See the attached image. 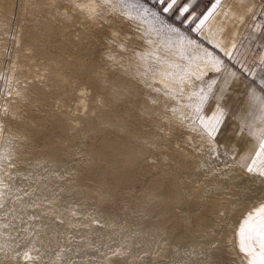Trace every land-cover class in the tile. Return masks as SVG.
Returning a JSON list of instances; mask_svg holds the SVG:
<instances>
[{
    "label": "bare ground",
    "instance_id": "bare-ground-1",
    "mask_svg": "<svg viewBox=\"0 0 264 264\" xmlns=\"http://www.w3.org/2000/svg\"><path fill=\"white\" fill-rule=\"evenodd\" d=\"M85 3L0 0V264H248L264 177L184 112L223 66Z\"/></svg>",
    "mask_w": 264,
    "mask_h": 264
},
{
    "label": "crops",
    "instance_id": "crops-1",
    "mask_svg": "<svg viewBox=\"0 0 264 264\" xmlns=\"http://www.w3.org/2000/svg\"><path fill=\"white\" fill-rule=\"evenodd\" d=\"M145 1L169 20L204 39L223 57V69L197 119L199 123L200 116L207 119L218 108L222 109L223 121L213 139L228 150L235 146L233 156L240 163H246L245 158L256 144L250 132L264 127L260 110L261 101L264 100V19L258 18V14L264 9V0H219L218 5L217 0H195L190 14L183 16L179 10L189 0H178L170 12L163 11L166 5L159 0ZM213 5H216L214 10ZM209 12L212 15L201 26L200 21ZM256 99L260 102H256ZM263 203L253 205L241 216L237 238L243 219ZM243 254L249 260L244 252Z\"/></svg>",
    "mask_w": 264,
    "mask_h": 264
},
{
    "label": "snow or ice",
    "instance_id": "snow-or-ice-1",
    "mask_svg": "<svg viewBox=\"0 0 264 264\" xmlns=\"http://www.w3.org/2000/svg\"><path fill=\"white\" fill-rule=\"evenodd\" d=\"M161 4L166 6L163 8L164 12H170L175 8L178 3V0H159ZM195 0H189L182 8H180V14H190V9ZM94 4L95 0H86V3L81 8L82 11L93 12L94 9L89 7V4ZM100 4L105 6L109 11L117 12L123 11V14L130 19L135 17L132 15V12L135 11L139 14H148L149 9L139 4L138 0L136 2L130 3L129 0H100ZM219 0H217V5ZM216 5H213V10ZM99 15V13H95ZM153 17H158L157 13H151ZM212 15V12H209L208 16H205L203 20L200 21L202 26L204 22ZM170 27V26H169ZM173 32H178L176 28H170ZM199 31V27L197 28ZM217 64L219 61L216 62ZM213 67H216L214 64ZM216 70H219L218 68ZM162 75H167V73H162ZM185 76L191 77L195 76V73L191 72L190 69L185 70ZM184 76L181 77V82L184 80ZM201 76H196V79H200ZM183 91V89H181ZM202 91V90H201ZM207 99L206 96L200 97V106L197 107V112L200 111L203 103ZM261 120L264 121V100L261 101ZM175 111V109H173ZM223 110L217 109V112L214 113L211 117L205 119L203 116L199 117V123L202 127L204 133L207 134L209 138H213L219 130V126L223 121ZM192 131H196L195 128ZM256 144L253 145V151L245 158L246 163L242 164L246 168L248 173L256 174L261 177H264V127L251 131ZM215 247V245H212ZM239 248L244 252L248 257V264H264V204L259 205L252 212H250L247 217L244 219L243 223L239 228ZM24 257L26 260H32L33 257L29 253H25Z\"/></svg>",
    "mask_w": 264,
    "mask_h": 264
},
{
    "label": "rangeland",
    "instance_id": "rangeland-1",
    "mask_svg": "<svg viewBox=\"0 0 264 264\" xmlns=\"http://www.w3.org/2000/svg\"><path fill=\"white\" fill-rule=\"evenodd\" d=\"M129 2L133 3V2H136V0H129ZM138 2H139V4L148 8L150 11L148 14H139V15L135 11H133L132 15L135 16V18H134L135 22L137 21V23H138V20H139V23H140L144 19L145 23L142 26H140V25L138 26L140 28V31H142L143 34H150V30H148V29L151 28L152 32L156 33V37L158 38V40H161L164 42L161 46L166 50L165 53L166 54L170 53L171 54L170 57H174L173 59H177V58L179 59V61H177V62L174 61V63H177V65L175 67L176 70H175V68H172V70L175 72H178L180 75V78H181L182 73L177 71V69L187 68L188 67L187 58L192 57V55L194 56L195 53L198 51V50H194V48H193L194 43L201 44L203 46V50H202V52H200L201 56L207 57L209 55H213L215 57V59L217 61H219L218 64L217 63H215V64L218 67L223 66V63H222L223 57L219 56L216 49L213 46H211L209 43H207L204 39L197 36L194 32H191V30L189 31V29H186L185 27H183L179 23H176L174 21L169 20L157 8L149 5L145 0H138ZM122 11H124V10H122ZM153 12L157 13L158 17H153L151 15V13H153ZM261 13L258 14L259 19H261L260 18V16L262 15ZM170 28H176L179 31L173 32L170 30ZM168 50H169V52H168ZM222 69H221V71H222ZM221 71L220 72L214 71L208 76H207V74L203 75L202 78L200 79L201 84H200V87L198 89L199 95H197L196 98L189 100L186 104V107H185L186 110L184 112L189 113L190 115L194 116L195 120H197L196 122H198L197 116H198L199 112H197V107L200 106V97L206 96L208 98L210 90L213 87V85L216 83ZM167 72H169V70H167ZM178 73H177V75H178ZM256 102H260V101L258 99H256ZM201 108L202 107H200V109ZM250 127L252 128L251 123H250ZM216 143L219 146H221V148L227 152L229 157L232 158L239 166L246 169L245 167L242 166V163H240V161L233 156V154L235 153L234 151H236L235 146L232 147L230 150H228L224 145H222L218 142H216Z\"/></svg>",
    "mask_w": 264,
    "mask_h": 264
},
{
    "label": "built area",
    "instance_id": "built-area-1",
    "mask_svg": "<svg viewBox=\"0 0 264 264\" xmlns=\"http://www.w3.org/2000/svg\"><path fill=\"white\" fill-rule=\"evenodd\" d=\"M261 14H262V15L260 16V18L263 19V18H264V14H263V13H261Z\"/></svg>",
    "mask_w": 264,
    "mask_h": 264
}]
</instances>
